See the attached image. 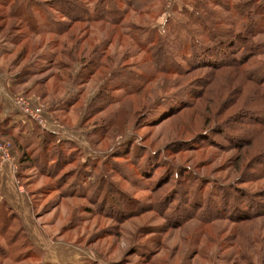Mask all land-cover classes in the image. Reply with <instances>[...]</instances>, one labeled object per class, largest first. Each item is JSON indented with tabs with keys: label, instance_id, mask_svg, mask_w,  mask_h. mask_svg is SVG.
Masks as SVG:
<instances>
[{
	"label": "rangeland",
	"instance_id": "374dc122",
	"mask_svg": "<svg viewBox=\"0 0 264 264\" xmlns=\"http://www.w3.org/2000/svg\"><path fill=\"white\" fill-rule=\"evenodd\" d=\"M77 1L84 4L95 0ZM151 1L148 6L129 8L120 24L72 21L69 16H63L60 11L52 10L54 7H49L55 18L63 24L60 34L42 31L41 35L35 34L17 18H0V75L17 76L18 82L9 89L13 100L16 97L28 102L34 109H41L47 129L74 140L87 153L97 157V162H105V173L95 179L91 198H80L66 194L73 192L70 183L75 180L77 161L66 164L54 175L39 169L37 164L34 166L27 162H24L23 169L21 152L12 145L0 159V187H3V180L7 179L10 189L22 192L24 200L26 198L28 201H7L9 208L14 204L22 217L20 219L18 214L19 217L15 219L17 226L12 223L9 229L12 233L17 230L21 232L18 243L28 238V232L33 234V239L48 251H55L57 264H65L61 248L66 247L72 248L66 253H82L86 256L88 253L97 258V261L88 259L85 264H150L137 253L138 249L143 250L146 246L158 250L155 259L161 261L160 264H232L243 249L252 257V264H264V216L243 222L246 229L238 238L235 236V244L232 239L225 240V237L234 233L232 230L236 224L232 221H217L207 233H199V227L205 225L199 220L178 223L182 215L193 211L194 194L186 188L188 182L197 175L189 172L190 167L197 174L217 177L225 184H231V187L241 186L253 193H263L262 196L258 195V202L261 203H256L253 210L249 207L252 197H243L244 194L235 189L227 200V208L225 206L227 214L241 216L259 209L261 211V204L264 210V175L257 178L253 176L264 165V137L261 135L250 144L253 159H250L249 167L242 168V171L238 157L243 155L245 149L235 147L248 137L245 131L248 127L242 129L241 124L244 118H248L249 111H257L258 119L264 120V103L255 104V99L251 97L252 90L247 87L250 82L243 81L246 69H251V64L252 68H256L253 65L258 58L252 57L254 49L249 44L245 51H241L234 40L217 37L219 44L215 46L217 43L211 44L209 38L200 31L197 22H206L205 18L209 20L208 25L216 28L217 19L205 15V8L218 11L221 19L225 18L230 23L228 27L240 28L233 20V12L216 7L217 2ZM123 6L126 7L125 4ZM7 10L13 9L8 7ZM4 12L5 8L0 6V14ZM35 12L40 22L45 21L42 19L43 14L37 9ZM258 26L263 27L264 22ZM192 34L198 38L194 48L190 46ZM12 37L13 40L10 39ZM138 41L145 45L140 48ZM63 44L74 51V63L72 56L67 61L63 60L67 59L65 52L64 55L58 53L59 58L54 64L45 59L55 51L61 52ZM152 44L156 46L152 48ZM204 44L206 47L211 46L201 54L203 57L195 59V70L186 76L166 71L159 73L157 68L160 67L152 60L159 57L164 65L172 66L170 68L181 66V70H185L188 67L187 57L200 54V47ZM169 51L173 56H167ZM60 58L63 66L57 65L61 62ZM95 58L101 60V65L112 63L111 71L102 76L100 68L89 64L83 70L81 61ZM128 63L131 66L128 67ZM135 63H140V66L133 65ZM260 64L261 71L264 66ZM117 68H123V71H127V68L128 71L143 69L154 78L132 95L125 94L117 86L121 83L116 78L113 80L116 100L101 103L106 92L96 97L105 88L106 77ZM91 69L94 73L90 72ZM164 69L167 70L166 67ZM66 71L72 76L67 77ZM87 72L89 74L85 76ZM181 89L187 90L185 99L193 104L155 122L158 112L183 94L184 90ZM173 91L177 92L171 98L152 104ZM230 97L235 98L236 103L229 102ZM66 104L67 109L64 108ZM103 104V108H98ZM215 104L217 112L209 120L211 117L207 111L210 107L215 109ZM150 105L151 112L147 115ZM0 142L11 143V139L0 137ZM257 148L262 151H257ZM144 149L150 151L136 162L132 154L138 155ZM158 151L161 153L155 155ZM162 155L167 158H160ZM167 159L180 165L181 173L178 176L168 175V171L163 173L169 163H159ZM157 165L160 166L150 174ZM14 166H17L15 172ZM161 170V177L158 178L157 173ZM102 171L100 167L96 170L97 173ZM186 173L189 178H185ZM203 179L208 178L205 176ZM177 186L179 193L168 199L171 209H163L153 202L161 201L166 191ZM208 188L207 185L202 192V199L208 195ZM5 210L8 211L4 205L2 213L5 214ZM22 224L26 226L23 231L19 228ZM4 234L1 230L0 250L4 247L10 253L7 257H2L0 253V264H36L44 255L45 249L36 247L37 258H18L21 250L8 248ZM237 243L242 244L233 246ZM194 248L199 249V252L190 254Z\"/></svg>",
	"mask_w": 264,
	"mask_h": 264
},
{
	"label": "trees",
	"instance_id": "16d2710c",
	"mask_svg": "<svg viewBox=\"0 0 264 264\" xmlns=\"http://www.w3.org/2000/svg\"><path fill=\"white\" fill-rule=\"evenodd\" d=\"M151 0H95L93 3H81L77 0H51V1H39V0H13L10 2V0H0V6L5 8V12L0 14V18L3 19H11V18H17L22 23L27 25L30 30H32L35 34H60L62 33V28L60 23L61 21L59 19H56L54 14H52V11L49 9V7H54L52 10L56 9L60 11L59 13L63 16H69L72 21H84V22H92V21H103L108 22L110 24H120L123 14L127 12L129 8L136 7L140 8L142 6H148L152 3ZM215 3V6L220 8L224 7L228 11L233 12L234 21H236L237 25H240V28H234V27H228L230 23L225 20V18L221 19V16L219 15V12L215 9L210 10L209 8H205L204 12L205 15H212L214 18L217 19L216 22V28L212 25H208V18H205L207 21L204 20L197 22L201 28L200 31H202L207 38H209L211 44L217 43L215 46H218L219 42L217 41V37H221L222 40L227 37L228 40H231L235 43L237 47L241 48V51L244 50L247 47V44L251 45V47L254 49V54L252 57L258 58L255 62L256 64L253 66H256V68L246 69V75L243 77V81L250 82V84L247 86L252 91L251 97L255 99V104L257 103H264V69L261 71L259 70V63L260 65L264 66V39L262 38L264 36V26L259 27L258 24L260 22H264V0H234V2H231V0H212ZM51 4V5H50ZM123 4L126 5L124 8ZM209 6V5H208ZM11 7L13 9L12 11H8L7 8ZM35 9L38 10L39 13L43 14L44 17L42 19H45V21L41 22L39 21V16L35 12ZM197 9V8H196ZM199 13V12H198ZM200 14V13H199ZM207 17V16H206ZM195 19V18H194ZM204 19V18H203ZM46 22V23H44ZM215 22V21H214ZM45 25V26H44ZM242 26V27H241ZM192 28L190 27V30ZM139 30V29H137ZM194 30H197L194 28ZM42 31V32H41ZM64 32V30H63ZM192 32V31H191ZM217 38V39H216ZM11 40L14 39V37L10 38ZM197 36L195 34H192L190 46L195 47L197 42ZM141 47H143L145 44L143 42L138 41V43ZM208 45L207 47L202 45L200 48H202V52L199 54H193L191 56H188L187 58V66L184 68L185 70H181V66H175L174 68H170L172 66L164 65L163 60H159V57L156 59H152L154 63H157V66L160 68H157V71L159 73L161 72H171L176 73L179 75L186 76L187 74L191 73L193 70H195L194 63L196 62L195 59L198 57H203V52L208 50V48L211 46ZM152 48L156 45L152 44ZM235 46V47H236ZM63 49L60 51H55L52 53V55H47L45 59L48 61L55 63L57 58H59L58 53H61L67 57L63 60H68L72 56L71 60L75 56L73 54V50H69L66 47V44L62 45ZM166 50V49H165ZM202 54V55H201ZM167 56H173L172 52L169 51V54ZM95 60V63H92V61ZM61 61V58H60ZM70 61V60H69ZM73 63L76 60H72ZM92 61H86L82 60L84 66L83 70L87 69V66H94L95 68L101 69L102 76H105L109 71H111L112 63H106V65L99 62L101 60L92 59ZM67 65L70 64L66 62ZM140 63H135L133 65H137ZM57 65L63 66V61L58 62ZM161 65H164L162 67ZM128 67L131 66L130 63L127 65ZM105 67V68H103ZM167 68L164 69V68ZM220 67V66H219ZM93 69V68H92ZM90 72L94 73L92 70ZM123 68H117L116 70H113L112 73H110L106 77V83L105 88H103L102 92L99 91V95L96 97H101L106 92V95L101 98V103L105 102L107 104L108 102H114L117 98V95H114V83L113 80H119L120 85L117 84V86H120L125 94L132 95L135 94L138 90H141L146 83L153 80L154 76L150 75L145 70H139V69H133L132 71H128L129 68H127V71L121 70ZM30 70V69H29ZM82 70V71H83ZM81 71V72H82ZM69 71H66L65 74L67 77H71L72 74L68 73ZM89 72L85 73L84 75L87 76ZM258 75V76H256ZM15 78L14 85L18 82L17 76L13 75ZM78 79H80V75H78ZM247 84V83H246ZM245 87V86H244ZM243 87V90L245 89ZM187 87H184L186 89ZM184 89H181L183 91ZM180 91V92H181ZM187 91V90H186ZM183 91V94L177 98V100L173 103L166 104L163 109H161L158 112V117L155 119V122H159L160 120L168 117L169 115H172L174 113H177L178 111H181L186 106H191L190 100H186V92ZM177 91L169 92L164 97H160L157 100H155L152 104H159L164 99L165 101L169 98H171ZM111 97V98H110ZM122 98V97H121ZM228 100V99H227ZM232 100V101H231ZM236 99L229 98V102L236 103ZM218 102V101H217ZM225 102V101H224ZM223 102V103H224ZM56 104V103H55ZM99 105L98 108H103L105 105ZM151 104V105H152ZM254 106H258L255 105ZM1 105V104H0ZM151 105L147 107V115H149V112H151ZM68 106L65 105L64 108ZM216 108L212 109L210 107V110L207 111L208 116L211 117L209 120L213 119L215 113L217 112V104H215ZM67 109V108H66ZM250 110V108H246V110ZM219 110V109H218ZM22 112V111H21ZM0 114H1V106H0ZM26 119L31 120V134H25L24 132L27 131V122L23 123L20 121L17 123L16 127H8V122L1 120L0 115V137L3 138H9L11 139V143L13 147H15L17 150L21 152V157L23 160L22 167L24 169V162L37 164L39 169H42L47 174H57L59 173L60 169L65 166L66 164L69 165L70 163H74L77 161V167L75 168V180L72 181V188L70 190H73L72 193H66L70 195H76L80 198H83L82 196H87L91 198V191H92V185L95 181V179H98L99 177H102V173H105V169L103 167V164L105 162L99 163L97 162V157L87 158V152L85 149H82L77 142L74 140H69L67 138H61V135L58 132H55L53 130L47 129L46 127H43L38 121L31 118L30 116L24 114ZM146 114V113H145ZM217 115V114H216ZM245 115V114H243ZM259 114L256 112L249 111L247 113V119L242 122L241 127L246 128V132H248V137L244 139V142L237 143L235 147H241L244 148V153L240 157H238L239 165L242 168H248L250 159H253V149H249L251 146L250 144H253L254 141L261 135L264 137V120L258 119ZM149 118V117H147ZM146 119V118H145ZM149 121V119H148ZM236 130L237 127H235ZM234 129V128H233ZM241 129V130H242ZM18 132L16 133V131ZM27 135L30 137L28 138ZM136 146V145H135ZM134 147V146H133ZM137 147V146H136ZM162 153H165L162 149H160ZM262 150L264 151V144ZM260 150V151H262ZM150 151L149 149H144L143 151H139L138 155L136 153L132 154V158H136V162H139V159L144 155V153H147ZM161 151H158L155 153V155H159ZM257 151L258 148H257ZM259 151V152H260ZM80 159H77L79 158ZM257 157V156H256ZM107 158V157H105ZM111 158V157H110ZM160 158L166 159L167 156L162 155ZM237 158V157H236ZM248 159V160H247ZM238 162V161H237ZM163 163L168 164V168L164 170L163 173L168 171L169 174H175L176 176L179 175L180 171V165H177L172 159H167V161L160 162L159 164L162 165ZM264 164V162H263ZM66 165V166H67ZM160 165H157L154 167L153 172L150 174H153L155 172V169L159 167ZM262 165V164H261ZM35 166V165H34ZM100 167L103 171L97 173V168ZM179 169V171H177ZM189 172H191L194 176L188 183L189 192H192L194 194V201L192 202L193 211L186 212L185 215H182L180 217L181 221H178V223L181 222H187V221H200L202 224L199 227V233H207L209 231L210 227L212 228L217 221H232L234 224H236V227L232 230L234 232L233 234H230L229 236L225 237V240L232 239L234 240L233 243L235 244V239L238 238V235L244 234V231L246 229L245 225H243L246 220L264 216V210H262V204H261V211H255L250 214H242L240 215H231L227 214V211L225 210V206L227 208V200L231 198V193L234 192L236 189L238 192L243 193V197L250 196L253 201L249 202V207H252L254 210L256 203L260 204L261 202H258L259 196L263 195V193H253L246 187L236 186L231 187V184H225L221 179L219 180L217 177H210L209 175H202L197 174V172L192 168H188ZM146 171V170H144ZM151 171V168H150ZM73 172V171H72ZM158 172V171H157ZM161 172L157 173V177H161ZM247 172V171H246ZM25 174V173H24ZM149 174V175H150ZM191 174V175H192ZM127 175V174H126ZM264 175V165H262L257 173H253V176L255 178L263 176ZM23 176V173H22ZM73 176V177H74ZM81 176V177H80ZM85 176V177H83ZM128 176V175H127ZM185 178H189L188 173L184 174ZM205 176L208 178L204 180ZM252 176V175H251ZM52 177V176H51ZM87 177V179H86ZM167 176H165L166 178ZM195 177L198 178L195 180ZM83 178V179H82ZM245 178V177H244ZM163 180V179H162ZM244 180V179H243ZM175 183L174 181H172ZM207 183V184H206ZM177 184V183H176ZM196 184V185H195ZM209 186L208 195L202 199V192L205 190L206 186ZM165 187V186H164ZM66 188V186L64 187ZM179 187L170 189L166 191L163 196L161 197V201H153L155 204L161 206L163 209H169L168 205V199L173 194L175 195L178 192ZM78 191L79 194L75 193V191ZM242 195V194H241ZM242 197V196H241ZM155 204H153L155 206ZM5 205V208L8 210L4 213L3 207ZM149 208V206H147ZM145 207V208H147ZM171 209V208H170ZM252 210V211H253ZM236 216V217H235ZM19 217L18 212H16L11 206L9 208V205H7V201H1L0 202V231L2 230L4 235H6L8 248L13 249V251H20L21 254L18 255V258H25L28 257V254L30 253L31 249L35 248L36 245L32 242L29 232L28 238L24 239L23 242H19V238L21 237V232L17 230L15 233H12L9 228H11L14 225L17 226L16 220ZM22 218L21 216L19 217ZM13 223V224H12ZM23 231L24 227H26L24 224L20 225ZM175 226V225H174ZM236 236V237H235ZM241 241V239H240ZM244 243V242H242ZM241 243V244H242ZM241 246L240 243H237L233 246ZM30 247V248H28ZM3 251L0 250V253L2 257L9 256L10 250L2 247ZM24 248H28L25 249ZM241 250V249H240ZM6 254H5V252ZM158 250H154L151 247H144L143 250L138 249V252L144 261L150 263V264H160L161 261L155 259V254H157ZM199 252V249H193L192 253L190 254H197ZM203 253L202 255L205 256L204 250L201 251ZM192 257V256H191ZM237 259L233 260L232 264H241L244 262L245 264H252V257L249 255V253H245L244 249L240 251L239 255L235 256Z\"/></svg>",
	"mask_w": 264,
	"mask_h": 264
},
{
	"label": "crops",
	"instance_id": "0c3cea01",
	"mask_svg": "<svg viewBox=\"0 0 264 264\" xmlns=\"http://www.w3.org/2000/svg\"><path fill=\"white\" fill-rule=\"evenodd\" d=\"M6 77V79H5ZM15 83V78L13 75H0V106H1V120L2 121H6L8 122V127H16L17 123H19L20 121H22L23 123L27 122V131L24 132L25 134H31L32 133V129H31V120L30 119H26L25 116L22 114L20 108L16 105V103L14 102L12 96L10 95V88L14 85ZM18 132V130L16 131V133ZM27 137L29 138L30 136L27 135ZM61 138H66L64 136L61 135ZM87 158H92L95 157L93 156L91 153H87L86 155ZM1 159V157H0ZM6 171H9L8 168H5ZM11 171V169H10ZM4 184L3 187H0V202L1 201H28L26 198L24 200V196L22 192H17V191H13V189H10L9 185L6 183L8 180L5 179L3 180ZM12 204V203H11ZM16 212H18V214L20 215L21 212H19V210L17 209V207L13 204L11 206ZM21 216V215H20ZM32 242L36 245V247H41L43 250L45 249V252L42 254L43 256L38 259L39 262H37L36 264H57V254H54L55 251H48L47 248L43 247L42 244L38 243L36 240H34V236L33 234L30 235ZM34 238V239H33ZM32 248L30 253L28 254L27 258H37V252H38V248ZM75 247V246H74ZM63 251V255H64V260H65V264H85L88 259H93L94 261H97V258L94 256H90L87 253V256L85 254L82 253H77L75 255V253H66V250L72 249L69 247L66 248H61ZM30 255V256H29ZM85 259V260H84ZM75 260V262H74ZM50 261H52L53 263H51ZM102 264V263H101Z\"/></svg>",
	"mask_w": 264,
	"mask_h": 264
},
{
	"label": "built area",
	"instance_id": "2783aa9c",
	"mask_svg": "<svg viewBox=\"0 0 264 264\" xmlns=\"http://www.w3.org/2000/svg\"><path fill=\"white\" fill-rule=\"evenodd\" d=\"M14 102L24 114L38 121V123H40L43 127H47V124L42 117L41 109L40 111L38 109H34L35 107L30 105L28 102L16 99V97L14 98ZM11 148H12V144L10 142L9 143L0 142V157L5 156L6 155L5 152H7ZM16 167L17 166H14V172L16 171ZM0 175H1V172H0Z\"/></svg>",
	"mask_w": 264,
	"mask_h": 264
}]
</instances>
